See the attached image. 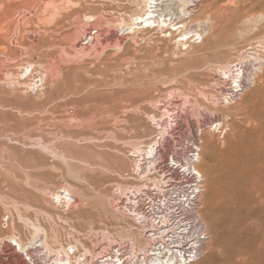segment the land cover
Returning <instances> with one entry per match:
<instances>
[{
    "label": "rangeland",
    "instance_id": "obj_1",
    "mask_svg": "<svg viewBox=\"0 0 264 264\" xmlns=\"http://www.w3.org/2000/svg\"><path fill=\"white\" fill-rule=\"evenodd\" d=\"M146 13L0 0V264L138 240L116 194L146 147L181 164L198 152L206 240L192 264H264V0H161L151 25ZM239 68L258 79L225 105Z\"/></svg>",
    "mask_w": 264,
    "mask_h": 264
},
{
    "label": "built area",
    "instance_id": "obj_2",
    "mask_svg": "<svg viewBox=\"0 0 264 264\" xmlns=\"http://www.w3.org/2000/svg\"><path fill=\"white\" fill-rule=\"evenodd\" d=\"M257 79L256 72L246 76L237 69L222 102L236 104ZM142 152L130 177L135 185L118 191L115 206L131 222L138 240L111 244L94 253L95 260L91 254L79 253L81 262L135 264L147 258V251L164 264H192L202 256L206 234L197 216L202 186L195 169L198 152L191 150L184 164L166 157L161 147H146Z\"/></svg>",
    "mask_w": 264,
    "mask_h": 264
},
{
    "label": "bare ground",
    "instance_id": "obj_3",
    "mask_svg": "<svg viewBox=\"0 0 264 264\" xmlns=\"http://www.w3.org/2000/svg\"><path fill=\"white\" fill-rule=\"evenodd\" d=\"M141 3H143V5H144V8H145V10H146V14L144 15V17H141V18H139V20H140V22H142V23H144L145 25H151V24H153V23H155V21L152 19V14L157 10V8L160 6V3H161V0H139ZM26 71V69L25 70H23V72H21L20 74H17V75H15L14 76V82H17V81H19L20 80V78L23 76V74H24V72ZM196 169V168H195ZM197 170V169H196ZM197 172H198V174H199V176H200V178L202 179V175H201V173L197 170ZM64 200H66L67 202H70L71 201V198H70V196H69V194L67 193L66 194V198H63ZM17 246L19 247V251H21V249H22V246H21V244H17ZM71 250H73V248L71 247L70 248ZM17 250H18V248H17ZM18 251V252H19ZM24 251V250H23ZM69 253H67L66 254V257H65V260H63L62 262H61V264H87L86 263V260L87 259H85L83 262H81L79 259H80V257L81 256H79L77 259H75V261H74V258H73V261L75 262V263H73V261H72V263L70 262L71 260V256L69 257V255H68ZM151 255H153V253L151 252L150 253ZM149 254V255H150ZM149 263H148V262ZM164 264L162 261H156V260H154L153 259V257H151V256H149V257H147L145 260H142V261H140V262H137V263H135V264ZM111 264H119V263H116V262H113V263H111ZM166 264H168V263H166Z\"/></svg>",
    "mask_w": 264,
    "mask_h": 264
}]
</instances>
